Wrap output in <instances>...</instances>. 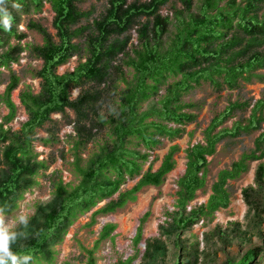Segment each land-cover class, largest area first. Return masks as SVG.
Returning a JSON list of instances; mask_svg holds the SVG:
<instances>
[{"label": "trees", "instance_id": "1", "mask_svg": "<svg viewBox=\"0 0 264 264\" xmlns=\"http://www.w3.org/2000/svg\"><path fill=\"white\" fill-rule=\"evenodd\" d=\"M87 1L6 0L11 30L0 24V68L10 70V81L0 96L9 109L7 124L16 117L12 95L20 84L11 64L18 63L27 50L43 63L35 73L41 81L40 91L27 90L20 95L27 121L18 131L0 123V208H7L9 214L17 210L25 195L39 185L42 172L52 186L51 203L36 205L27 238L13 245L14 251L32 254L34 264L57 263V246L81 216L93 212L90 225H94L98 216L114 214L134 202L145 187L164 184L175 168V156L181 149L178 144L169 148L157 170L153 162L146 170L144 167L164 140L182 138L186 127L197 122L202 103L185 102V96L204 83L218 96L244 84H264V0H201L196 11V0H107L102 13L94 18V9L81 8ZM174 2L183 8L172 6L173 20L163 15L162 9ZM13 4L20 5L19 9ZM46 4L54 13L52 24L58 40L47 27L30 20L27 30L41 35L42 44L23 46L26 34L16 27L22 12H42ZM133 34L137 44L132 43ZM12 38L19 42L13 45ZM74 57L79 60L77 67L59 74V68ZM74 90L80 91L77 97ZM148 102L154 103L144 109ZM68 111L74 113L73 120ZM55 114L62 115L74 130V137L69 136L73 140L69 152L74 158L73 173L79 179L76 185L66 184L59 170L46 175L58 159L52 157L51 163L38 160L34 151L38 130L47 124L48 136L40 141L46 146L60 142L62 128L54 120ZM238 115L241 118L231 128L222 127ZM101 132L106 139L85 160L84 150ZM254 133H258L254 148L221 170L208 201L186 214L197 192L206 186L208 159L216 154L218 145ZM202 134L203 143L185 150L186 169L177 181L172 227L180 231L228 208L230 182L247 173L251 163L264 160V97L255 102H230L213 116ZM66 155L65 150L60 151L63 162ZM127 181H135V185L121 191ZM254 184L242 194L247 206L261 213L262 162L256 168ZM101 203L104 205L95 210ZM116 228L112 223L103 225L98 243L113 241ZM141 242L139 230L133 243ZM163 248L159 240H147L143 260L153 259ZM86 252V264H96L94 250ZM134 261L135 257H130L120 264ZM226 264H264V248H254L239 261Z\"/></svg>", "mask_w": 264, "mask_h": 264}, {"label": "rangeland", "instance_id": "2", "mask_svg": "<svg viewBox=\"0 0 264 264\" xmlns=\"http://www.w3.org/2000/svg\"><path fill=\"white\" fill-rule=\"evenodd\" d=\"M133 1V0H130ZM145 1V0H143ZM107 3V0H89L85 2L81 8L83 10L94 9V17H98ZM201 0H196L194 11ZM182 9L180 2L170 3L162 9L163 15H169L174 20V11ZM54 13L49 4H46L42 12L30 11L22 12L20 23L16 26L19 33H25L26 38L22 40L23 46L41 45L42 37L34 31L27 30V24L30 20L40 22L47 27L49 31L56 37V30L53 28ZM173 30V27H171ZM18 39L12 38L11 43L16 45ZM132 43L137 44V36L133 34ZM79 63L77 57L59 68L58 73L64 74L73 71ZM42 61L35 58L29 50L23 52L18 63L11 64V70L20 78L18 89L13 92L12 100L17 107L16 117L13 121L6 123L9 109L0 101V123H4L5 128H11L13 131L21 129L22 125L27 121L28 115L25 108L21 104L20 95L23 91L31 90L37 94L40 91V79L35 73L42 68ZM127 70V69H125ZM2 75L0 77V96H3L6 86L10 81V70L1 67ZM123 86V84H122ZM80 93V91H79ZM79 93L73 91V96L77 97ZM264 97V84L253 83L244 84L239 90L223 91L218 96L210 87L204 83L197 87L194 91L184 97L185 102H200L202 109L198 112V120L196 123L186 127V133L182 138L174 142L164 140V144L152 153L149 162L145 165L146 170L150 163L153 162V169L157 170L161 164V160L172 145L178 144L180 151L176 154V165L165 179L164 184L159 187H145L142 189L134 202L128 203L123 209L118 210L114 214L103 215L97 217L94 225L91 223L90 212L81 216L70 228L64 242L57 246V263L56 264H86V250H94L96 264H120L130 257H135L132 264H226L228 260L239 261L248 251L254 248H264V198L261 213L250 209L244 201L242 191L249 187L255 186V171L257 166L264 160L253 162L250 169L244 173L238 180L231 181V202L228 208L221 209L216 212L212 218H204L198 220L191 226L183 229H173L172 214L176 210V193L178 191L177 181L184 174L186 169V152L185 150L197 143H203V131L209 125L213 116L225 110L230 102L237 100L253 102ZM155 102V101H154ZM154 102H148L144 105V109L150 107ZM68 118L73 120L74 113L68 111ZM248 116V113H245ZM55 121H59L62 128L59 133L60 142L44 145L40 139L48 136L47 124L45 128L38 130V140L34 143V151L38 155V160H49L55 157L56 163L52 164L46 175H50L53 171L59 170L66 184L76 185L79 182L73 173L71 163L73 155L69 152L72 141L69 136L74 137L73 127L65 124L62 115H53ZM241 115L229 120L222 127L231 128L233 122L239 120ZM221 127V128H222ZM258 133L252 135H243L239 138H229L220 143L214 156L209 157V168L206 178V186L197 192L195 200L187 207L186 214L193 208L205 204L210 195L211 187L217 180L218 173L237 161L245 152H250L254 148V141ZM106 139L105 132L99 133L95 142L91 143L83 152V158L88 159L97 147ZM67 152L66 160L63 162L60 158V151ZM51 163V162H50ZM1 174V173H0ZM39 185L33 188L20 201L19 208L10 215L19 213L21 207L29 212L33 217L36 212V205L47 206L52 200V186L48 176L43 172L38 177ZM135 185V181H127L121 188V191L131 189ZM263 196L264 197V191ZM117 195H115L116 198ZM146 198V206L141 209V202ZM101 203L96 209L101 208ZM149 214L145 217L146 214ZM114 218H122L124 224L115 221ZM102 220H105L103 223ZM112 223L117 226L114 240L110 239L98 243L100 231L103 225ZM141 230L142 242L147 240H159L163 249L156 252L153 259L143 260L146 249H142L139 245L133 243L138 231ZM27 231V230H26ZM46 264V263H43Z\"/></svg>", "mask_w": 264, "mask_h": 264}, {"label": "clouds", "instance_id": "3", "mask_svg": "<svg viewBox=\"0 0 264 264\" xmlns=\"http://www.w3.org/2000/svg\"><path fill=\"white\" fill-rule=\"evenodd\" d=\"M12 7L19 9L20 5ZM0 24L11 30L12 17L6 7V0H0ZM114 111V109H113ZM30 214L23 207L16 215H10L7 208H0V264H34V256L13 250V245L27 238Z\"/></svg>", "mask_w": 264, "mask_h": 264}, {"label": "bare ground", "instance_id": "4", "mask_svg": "<svg viewBox=\"0 0 264 264\" xmlns=\"http://www.w3.org/2000/svg\"><path fill=\"white\" fill-rule=\"evenodd\" d=\"M146 198L141 202V209L145 208L146 206ZM115 221H120L122 224H124L125 220L122 218H114Z\"/></svg>", "mask_w": 264, "mask_h": 264}, {"label": "water", "instance_id": "5", "mask_svg": "<svg viewBox=\"0 0 264 264\" xmlns=\"http://www.w3.org/2000/svg\"><path fill=\"white\" fill-rule=\"evenodd\" d=\"M75 92L79 93V90H75ZM102 221H103V223H105V220H102ZM140 247L145 250L146 249V243H141Z\"/></svg>", "mask_w": 264, "mask_h": 264}]
</instances>
